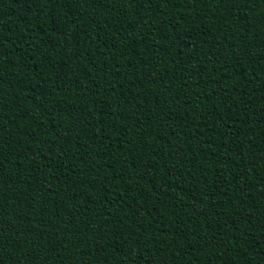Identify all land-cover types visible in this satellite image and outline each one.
<instances>
[{"label":"trees","instance_id":"1","mask_svg":"<svg viewBox=\"0 0 264 264\" xmlns=\"http://www.w3.org/2000/svg\"><path fill=\"white\" fill-rule=\"evenodd\" d=\"M0 264H264V0H0Z\"/></svg>","mask_w":264,"mask_h":264}]
</instances>
